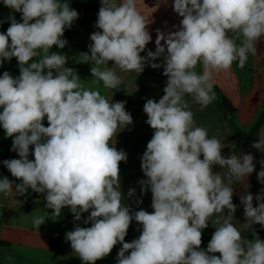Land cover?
Masks as SVG:
<instances>
[{
	"label": "clouds",
	"instance_id": "1",
	"mask_svg": "<svg viewBox=\"0 0 264 264\" xmlns=\"http://www.w3.org/2000/svg\"><path fill=\"white\" fill-rule=\"evenodd\" d=\"M2 3L21 18L0 19V25H10L0 32V67L15 58L19 68L16 77L9 71L0 75V127L19 157L2 162L15 180L0 177V194H42L45 211L32 217L35 229L69 209L74 228L64 239L82 264H96L117 244L122 247L116 264H264V239L254 231L253 239L245 238L233 223L238 206L232 185L247 181L254 157L224 156L225 146L196 124L186 99L206 108L217 98L214 76L231 71L234 62L243 68L249 54H257L264 40V0H174L173 11L182 19L175 30L156 29L155 51L146 55L141 53L152 41L153 21L141 14L137 0H100L98 30L81 53L91 65V81L115 89L122 83L117 68L139 76L146 66L163 68L167 77L158 102L149 98L143 106L153 135L140 157L145 178L137 183L141 197L151 192V212L125 203L136 197L135 188L126 197L121 191L120 163L128 154L113 139L133 125L126 101H110L85 87L66 66V54L52 51L66 47L65 30L79 13L66 0ZM259 136L251 147L264 152V135ZM260 163L257 179L264 184ZM216 166L223 171H214ZM239 199L246 226L264 228V188ZM84 213L89 214L82 219ZM81 221L90 226L81 227ZM133 221L140 235L125 242ZM210 223L215 231L205 249L202 233Z\"/></svg>",
	"mask_w": 264,
	"mask_h": 264
},
{
	"label": "crops",
	"instance_id": "2",
	"mask_svg": "<svg viewBox=\"0 0 264 264\" xmlns=\"http://www.w3.org/2000/svg\"><path fill=\"white\" fill-rule=\"evenodd\" d=\"M70 6L79 13V18L73 23L70 29H66L64 39L67 45L63 49H57V52L66 54L68 57V67L74 68L79 74L84 86L99 90L102 95L111 99L113 102L126 101V111L130 112L133 118V125L120 131L113 142L115 147L123 149L128 154L127 162L120 163V181L121 191L126 197L129 188L136 189V197L125 199V203L130 205L133 210L143 208L146 211H153L151 208V192L149 191L143 197L140 195V187L137 183L143 179L144 174L140 167V157L146 150L148 141L153 135V130L145 123L146 114L143 112V106L146 99H155L157 102L161 98L158 95L163 94V88L166 85L167 77L163 75V68L152 69L149 66L139 76L135 72H122L118 68L117 74L121 77L122 83L115 89H106L102 84H94L90 72L91 65L83 63L81 53L88 51V45L91 43L90 35L97 31L94 27L97 20L98 4L97 0H66ZM174 0H168L167 5L162 0H137L138 10L147 19L153 22L149 24L148 30L152 36V41L146 46V51L141 55H146L147 50L155 51L156 29L163 31L175 30L173 25L179 24L182 19L172 8ZM7 11L0 8V19H5ZM167 22V26H165ZM9 23L0 25V32H6ZM239 43V41H237ZM159 63L160 61H156ZM113 62H109L111 67ZM9 70L13 77L19 75L17 60L10 67V62L5 61L0 67V75ZM197 72H202V65H198ZM213 90L216 93V100L206 108L194 103L191 97H186L190 105V110L194 113V119L198 126H204L209 131V137L217 135L221 144L225 147L222 154L228 156L231 153L243 154L245 151L236 149V141L231 128L248 135L252 125L264 111V40L257 45V54H249L247 63L243 68L234 62L229 72H220L213 78ZM221 98H225L234 108V123L230 125L225 119L223 112L217 107ZM48 126L47 120L43 121ZM119 131V130H118ZM264 135V125L260 128L255 142H259L260 136ZM10 142L8 143V141ZM5 145V146H4ZM12 140L6 138L2 127H0V177L7 176L10 180H15L11 173L3 165L2 154L5 151H11ZM13 152V151H11ZM15 153V152H13ZM17 154V153H16ZM30 159L34 157L30 156ZM264 161V152L256 150L254 161L256 164V174L252 173L244 183H233L234 195L233 203L236 204L237 211L234 215L233 223L241 231L245 238L253 239L254 232L264 239V228L259 224L253 225V229L246 226L244 220L243 206L240 205L239 196L245 191L251 192L254 196L261 192L264 184L257 179V173L261 170L260 161ZM214 171H223L216 166ZM19 183V181H16ZM142 199V204H135L134 199ZM46 201L42 194L32 192L30 189L25 196H7L0 195V208L4 209V216L0 226V264H58L63 260H71L76 264H82V261L73 253L70 243L64 239L67 231L73 230V214L69 209L62 210L61 216L55 221L47 219L45 224L41 225L39 230L32 224V217L45 211ZM256 201L254 200V205ZM22 206L29 212L19 221L25 222L28 227L23 225L5 223L10 211H19ZM51 212V210H48ZM89 213H84L83 218H87ZM17 220V219H16ZM81 227H89L80 222ZM215 227L210 223L208 228L202 233V248H207ZM254 231V232H253ZM140 235V226L133 221L129 227L125 242H131ZM57 236L59 238V247L57 251H51L49 248L50 238ZM121 244H117L112 252L104 259L96 261V264H116V256ZM219 255V253H216Z\"/></svg>",
	"mask_w": 264,
	"mask_h": 264
},
{
	"label": "trees",
	"instance_id": "3",
	"mask_svg": "<svg viewBox=\"0 0 264 264\" xmlns=\"http://www.w3.org/2000/svg\"><path fill=\"white\" fill-rule=\"evenodd\" d=\"M56 50L57 48L53 46L52 51H56ZM14 61H15V58L11 60L10 67L13 66ZM162 95L163 94H160L158 96L161 97ZM217 107L223 112V115L228 122H231V123L234 122V118L232 116L234 113V108L230 105V103L225 98H221L218 101ZM262 125H264V111H262V113L256 119L250 131L248 132V135H244L240 131L236 132L235 134L236 149L245 151L246 153L250 152L254 157L256 154V149L252 148L251 145L253 142H255L257 134L260 128L262 127ZM2 158L4 160H8V159L19 158V157L16 153H13L8 150L2 154ZM58 247H59V238L57 236H52L50 238V244H49L50 250L57 251ZM58 264H76V263L71 260H63V261H60Z\"/></svg>",
	"mask_w": 264,
	"mask_h": 264
},
{
	"label": "rangeland",
	"instance_id": "4",
	"mask_svg": "<svg viewBox=\"0 0 264 264\" xmlns=\"http://www.w3.org/2000/svg\"><path fill=\"white\" fill-rule=\"evenodd\" d=\"M9 14H14L15 15V17H16V19L18 20V21H20V18H21V15H18V14H16V13H12V12H7L6 13V15H5V19L7 18V16L9 15ZM8 28V27H7ZM7 71H9V70H7ZM0 111H2V109H0ZM228 123H230L229 124V126L230 125H233V123L234 122H228ZM231 131H232V133H233V136L235 137V134H236V130H235V128H231L230 129ZM242 133V132H241ZM8 139V138H7ZM11 140H12V138H11ZM10 142V140L8 141V143ZM5 146V145H4ZM1 195V197L3 198L4 196L2 195V194H0ZM4 209H1L0 208V226H1V224H2V218H3V216H4ZM28 211L26 210V207L25 206H22L21 208H20V210L19 211H10V213H9V215L7 216V219H6V221H5V223H13V224H18V225H23V226H25V227H28V225L25 223V222H23V221H19V219L20 218H24L26 215H28ZM17 219V220H16Z\"/></svg>",
	"mask_w": 264,
	"mask_h": 264
},
{
	"label": "built area",
	"instance_id": "5",
	"mask_svg": "<svg viewBox=\"0 0 264 264\" xmlns=\"http://www.w3.org/2000/svg\"><path fill=\"white\" fill-rule=\"evenodd\" d=\"M97 4H98V7L100 8V6H101L100 0H97ZM0 8L4 11L11 12V10L9 8H7L3 5L2 0H0ZM16 14L21 15V13H16Z\"/></svg>",
	"mask_w": 264,
	"mask_h": 264
},
{
	"label": "water",
	"instance_id": "6",
	"mask_svg": "<svg viewBox=\"0 0 264 264\" xmlns=\"http://www.w3.org/2000/svg\"><path fill=\"white\" fill-rule=\"evenodd\" d=\"M254 165H255V169H254V174H256V164H255V161H253Z\"/></svg>",
	"mask_w": 264,
	"mask_h": 264
}]
</instances>
